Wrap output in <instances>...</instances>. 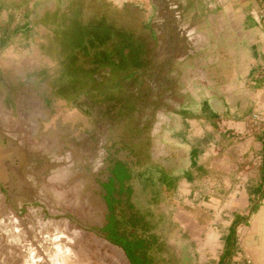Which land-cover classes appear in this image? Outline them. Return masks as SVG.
<instances>
[{"label":"crops","instance_id":"0c3cea01","mask_svg":"<svg viewBox=\"0 0 264 264\" xmlns=\"http://www.w3.org/2000/svg\"><path fill=\"white\" fill-rule=\"evenodd\" d=\"M193 8L185 58L200 54L199 77L159 112L165 127L127 183L133 207L141 219L148 210L172 264H264V0L185 7ZM99 137L86 136L87 155ZM75 185L97 186L88 177ZM76 208L102 219L109 210L80 199Z\"/></svg>","mask_w":264,"mask_h":264},{"label":"flooded vegetation","instance_id":"af4514ba","mask_svg":"<svg viewBox=\"0 0 264 264\" xmlns=\"http://www.w3.org/2000/svg\"><path fill=\"white\" fill-rule=\"evenodd\" d=\"M194 1L150 0V17L131 19V23L138 26L127 29L137 34L128 36L111 27L116 20H84L89 26L80 28L83 34L77 37L74 33L65 51H56L55 57L50 56V64L27 74L22 86L19 85L21 77L16 74H11L8 80H11L9 89H17L10 97L14 109H0V122L11 137L20 140L25 147H34L49 159L55 169L48 175L53 186L49 195L57 199L73 194L59 190L58 185L66 182L67 177L66 171L58 165L72 169L74 162L68 153L56 151L55 141L47 142L49 131L42 133L40 129L50 121L47 115L53 105L60 102L86 104L84 111L94 128L88 129L87 135L99 133L100 137L95 140L98 143L96 156L86 161L85 173L91 175L88 178L97 186L90 187L85 196L93 204V198L99 197L101 205L109 208L101 224L94 219L91 221L103 236L110 231L114 207L118 210L133 207V188L127 185L130 183L127 175L146 159L145 152L159 140L160 129L165 127L159 112L171 107L169 95L181 98L185 95V82L198 80L203 59L198 52L185 58V20L198 18L196 9L186 10L185 7ZM164 50L168 55L162 60ZM143 109L144 117L139 119V111ZM103 113L107 118L105 122L97 117ZM20 127L25 129L26 135L16 134ZM74 135L70 132L60 137L62 146L70 144ZM0 188L13 201L15 194L1 184ZM24 196L41 197L36 191ZM73 201L68 216L81 217L76 208L78 199ZM44 210L50 213L46 207Z\"/></svg>","mask_w":264,"mask_h":264},{"label":"rangeland","instance_id":"374dc122","mask_svg":"<svg viewBox=\"0 0 264 264\" xmlns=\"http://www.w3.org/2000/svg\"><path fill=\"white\" fill-rule=\"evenodd\" d=\"M71 1L0 0V109H14L10 97L17 93V89H9L11 80L9 82L8 80L11 74L21 77L19 85L22 86L27 74L39 71L44 65L50 64L52 59L41 49L47 38L43 15L64 10ZM108 1L118 10L131 6L146 19L152 13L150 0ZM3 6L5 8L1 9ZM25 25L28 27L25 28ZM84 109L85 103L81 105L57 103L47 115L50 121L40 129L42 133L50 132V139L47 142L55 141L58 153H68L69 159L73 160L72 169L63 166L67 180L58 185L59 190L66 193L72 191L73 194L62 199L49 195L53 186L48 175L55 170L54 166L32 146H26V149L31 158V166L36 168L31 173L35 175L36 181L33 191L41 195L34 200H41L47 206L40 203L23 204L18 211L13 201H10L0 188V264H131L122 248L108 241L99 229L93 227L94 224L91 223L93 219L95 223L101 224V210L99 216L92 214L87 216L83 214L84 216L78 218L68 216L71 209L69 206L73 200L80 199L83 204L87 200L85 193L90 187H77L75 182L79 178L91 176L85 174L86 161L96 156L98 148L95 141L92 153L87 155L85 152L86 146H92L86 138L87 130L94 128ZM144 114V109L140 110L138 118L141 119ZM97 117L103 122L107 119L104 113ZM19 118L21 117L19 116L17 120H20ZM24 130L20 127L16 134L26 135ZM70 132L75 134L72 142L62 146L60 137ZM132 173L131 171V175ZM27 199L22 195L16 200L23 202ZM93 199L95 207L101 209L100 198L95 196ZM44 207L50 213H47ZM137 212H141L139 208ZM142 213L146 214L147 219L143 220L149 225L151 220L148 218V210H143ZM150 230L155 231V228L150 227ZM115 238L114 235L111 236V239ZM58 245L61 246V250ZM125 246L128 247L129 244L126 243ZM159 247L157 258L166 264H172L170 255L175 251L163 248V244H159Z\"/></svg>","mask_w":264,"mask_h":264},{"label":"trees","instance_id":"16d2710c","mask_svg":"<svg viewBox=\"0 0 264 264\" xmlns=\"http://www.w3.org/2000/svg\"><path fill=\"white\" fill-rule=\"evenodd\" d=\"M141 17L133 7L127 6L124 10H118L108 0H72L64 10L47 12L43 15L47 38L41 49L51 57H55L56 51H65L74 33L78 37L83 34L80 28L89 26L84 20L91 18L116 20L117 22L111 23L112 28L127 36L131 33L137 34L127 28L137 27L138 24L131 23L130 20ZM27 27L28 25H25V28ZM127 176L131 177L129 174ZM115 208L112 210L110 231L105 232L106 239L122 248L131 264H158L156 253L159 244L148 223L141 219L132 206H127L124 210ZM112 235L116 237L115 240L111 239ZM126 243L129 244L128 247L125 246Z\"/></svg>","mask_w":264,"mask_h":264},{"label":"water","instance_id":"95a60500","mask_svg":"<svg viewBox=\"0 0 264 264\" xmlns=\"http://www.w3.org/2000/svg\"><path fill=\"white\" fill-rule=\"evenodd\" d=\"M161 58L164 60L166 57L162 55ZM35 170V166H31V158L26 147L20 140L11 137L6 128L0 123V184L9 193L15 194L13 203L18 211L23 204L40 203L46 205L41 200L30 198L23 202H17L16 200L17 197L24 196L34 190L36 185L35 175L31 173Z\"/></svg>","mask_w":264,"mask_h":264},{"label":"bare ground","instance_id":"6f19581e","mask_svg":"<svg viewBox=\"0 0 264 264\" xmlns=\"http://www.w3.org/2000/svg\"><path fill=\"white\" fill-rule=\"evenodd\" d=\"M58 248H59L60 250L62 249L60 245H58Z\"/></svg>","mask_w":264,"mask_h":264}]
</instances>
